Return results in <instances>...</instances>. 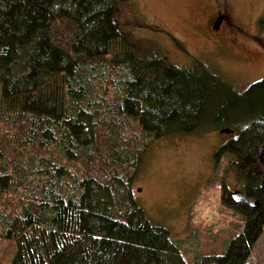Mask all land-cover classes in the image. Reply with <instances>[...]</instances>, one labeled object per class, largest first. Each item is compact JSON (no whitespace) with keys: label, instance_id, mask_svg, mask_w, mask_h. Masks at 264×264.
Returning a JSON list of instances; mask_svg holds the SVG:
<instances>
[{"label":"trees","instance_id":"1","mask_svg":"<svg viewBox=\"0 0 264 264\" xmlns=\"http://www.w3.org/2000/svg\"><path fill=\"white\" fill-rule=\"evenodd\" d=\"M118 3L0 0V238L15 246L11 264H187L130 184L154 141L216 130L205 124L214 111L219 133L231 131L214 163L230 159L244 180V199L222 184L220 202L242 225L195 264H249L264 231V79L236 91L197 58H146L121 33Z\"/></svg>","mask_w":264,"mask_h":264},{"label":"rangeland","instance_id":"2","mask_svg":"<svg viewBox=\"0 0 264 264\" xmlns=\"http://www.w3.org/2000/svg\"><path fill=\"white\" fill-rule=\"evenodd\" d=\"M216 14L222 18L219 32L212 27ZM261 19L264 0H119L116 12L121 33L146 58L160 56L178 66L197 58L236 91L264 79ZM218 115L214 111L205 119L211 127L217 124L216 130L154 141L130 184L133 203L146 221L169 233L187 264L223 253L242 225L220 202L222 184L234 194L244 180L230 159L214 163L228 139L219 133L224 127L214 118ZM14 253V244L0 238V264H11ZM249 264H264V231Z\"/></svg>","mask_w":264,"mask_h":264},{"label":"water","instance_id":"3","mask_svg":"<svg viewBox=\"0 0 264 264\" xmlns=\"http://www.w3.org/2000/svg\"><path fill=\"white\" fill-rule=\"evenodd\" d=\"M221 22H222V18H219V19L217 20V22H216V23L214 24V26H213V31H216V32H217V31L219 30V27H220ZM220 133H221V134H224V135H228V134L231 133V131L228 130V129H225V130H222ZM256 161H257V164L263 169V170H262V173H263V175H264V145L261 146V147L257 150V159H256ZM233 197L236 198V199H244L243 196H242L241 194L234 195ZM257 204H258L257 202H250V205H251L252 207L257 206Z\"/></svg>","mask_w":264,"mask_h":264},{"label":"flooded vegetation","instance_id":"4","mask_svg":"<svg viewBox=\"0 0 264 264\" xmlns=\"http://www.w3.org/2000/svg\"><path fill=\"white\" fill-rule=\"evenodd\" d=\"M219 18H221V15L220 14H216V16L214 17V19H213V21H212V24L214 25L216 22H217V20L219 19ZM219 30H220V28H219ZM219 30L217 31V32H219ZM261 168V167H260ZM262 169V168H261ZM263 170V169H262ZM239 193V192H238ZM235 194V193H234ZM236 195V194H235ZM234 196V195H233Z\"/></svg>","mask_w":264,"mask_h":264}]
</instances>
